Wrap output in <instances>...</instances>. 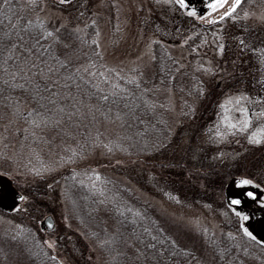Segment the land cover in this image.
Masks as SVG:
<instances>
[{
    "label": "trees",
    "instance_id": "obj_1",
    "mask_svg": "<svg viewBox=\"0 0 264 264\" xmlns=\"http://www.w3.org/2000/svg\"><path fill=\"white\" fill-rule=\"evenodd\" d=\"M251 9L264 12V0H241L232 14L209 24L194 21L185 47L223 30L237 35L236 45L249 55L264 52V26L244 17ZM94 33L93 23L77 28L44 20L20 0H0V125H14L22 154L0 157V173L17 190L16 204L6 210L14 227L0 232V264H62L36 226L49 208L40 196L50 190H57L68 223L95 246L101 264H264V244L245 234L238 214L217 232L197 230L186 243L126 182L87 171L84 159L97 149L109 157L153 160L175 176L174 166H185L173 153L177 131L160 92L176 91L175 56L156 40L151 75L109 84L99 73ZM254 65L249 61L243 73L255 71ZM107 125L116 130L108 133ZM14 169L25 175L24 183L15 182ZM217 170L200 192L207 200L211 185L219 191V182L234 178ZM20 197H26L22 204ZM72 252L76 257L78 249Z\"/></svg>",
    "mask_w": 264,
    "mask_h": 264
},
{
    "label": "rangeland",
    "instance_id": "obj_2",
    "mask_svg": "<svg viewBox=\"0 0 264 264\" xmlns=\"http://www.w3.org/2000/svg\"><path fill=\"white\" fill-rule=\"evenodd\" d=\"M20 1L44 20L72 23L77 28L93 23L94 39L103 63L99 73H103L109 84L119 78L151 75L156 40L177 60L180 75L176 91L160 89L170 108L173 130L177 131L173 153L185 164L174 166L173 173L177 176L153 160L109 157L99 149L84 159L91 165L87 171L104 172L126 182L154 205L183 242H193L197 230L219 231L233 213L239 215L246 228L245 214L227 204L225 188L228 182L239 185L243 184L241 180L250 179L251 184L263 191L264 202V52L249 55L236 45L237 35L223 30L207 34L192 49L186 48L191 35L189 27L194 21L209 24L217 20L215 17L221 9L209 8L212 0L196 3V0H186L183 8L175 0ZM197 6L206 9L197 12ZM192 10L195 14H191ZM246 12L247 20L264 26L263 11ZM249 61L254 62L256 70L243 73ZM215 83L216 97L210 93ZM105 129L108 133L116 130L114 125H107ZM14 132V125H0V157L22 156L19 146L14 144ZM217 169H225L234 178L219 182V191L215 183L211 185L207 200L200 192L207 182L212 184V176L219 172ZM14 170L18 176L15 182L24 183L25 175ZM181 179L184 184L179 183ZM56 191L40 196L49 208L38 217L36 226L43 231L46 244L59 255L62 264H101L95 246L68 223ZM6 210L9 211L0 209V232L15 224ZM48 214L54 222L51 230L40 227ZM74 248L78 249L76 257L72 254Z\"/></svg>",
    "mask_w": 264,
    "mask_h": 264
},
{
    "label": "water",
    "instance_id": "obj_3",
    "mask_svg": "<svg viewBox=\"0 0 264 264\" xmlns=\"http://www.w3.org/2000/svg\"><path fill=\"white\" fill-rule=\"evenodd\" d=\"M253 193L254 195H249L248 193ZM261 191L259 189H254L247 185L234 186L232 182H229L225 188V196L227 204L239 207L242 203L238 200L243 198L242 202H253L256 200ZM17 195V190L12 184L11 180L5 175L0 173V208L10 209L15 204V197ZM54 226L53 217L51 214L46 215L40 222V227L43 229L51 230ZM253 234H256L252 231Z\"/></svg>",
    "mask_w": 264,
    "mask_h": 264
},
{
    "label": "flooded vegetation",
    "instance_id": "obj_4",
    "mask_svg": "<svg viewBox=\"0 0 264 264\" xmlns=\"http://www.w3.org/2000/svg\"><path fill=\"white\" fill-rule=\"evenodd\" d=\"M245 185V184H241ZM252 188L256 187L251 185ZM243 198L238 202L242 203L239 206V210L245 214L244 225L248 231H254L256 238L264 244V202L262 198L255 200L254 202H242Z\"/></svg>",
    "mask_w": 264,
    "mask_h": 264
},
{
    "label": "snow or ice",
    "instance_id": "obj_5",
    "mask_svg": "<svg viewBox=\"0 0 264 264\" xmlns=\"http://www.w3.org/2000/svg\"><path fill=\"white\" fill-rule=\"evenodd\" d=\"M63 2H67V0H63ZM241 0H231L230 4H227V0H212V2L208 5L209 8H220L221 12L219 15H217L215 17V19H223L226 16H229L230 14H232L234 12V10L237 8V6L240 4ZM5 3H7V0H5ZM175 3L178 4L180 7H185L186 5V0H175ZM226 8V10H224ZM191 14H195L194 10L191 11ZM245 15L247 16L248 13L246 12ZM233 19H235L236 17L233 16ZM209 22H212L211 20ZM33 67H35L33 65ZM240 183L243 184H251L253 183L252 180L250 179H243L240 181ZM249 195H254L253 193H248ZM21 200L26 199V197H20ZM241 216H243V213H240ZM243 227V225L241 226ZM243 231L245 232L246 235L248 236H252V233L248 231L247 228H243ZM254 238V237H253Z\"/></svg>",
    "mask_w": 264,
    "mask_h": 264
}]
</instances>
